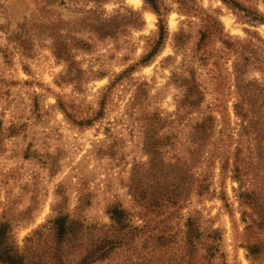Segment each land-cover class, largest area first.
Here are the masks:
<instances>
[{
  "label": "rangeland",
  "instance_id": "rangeland-1",
  "mask_svg": "<svg viewBox=\"0 0 264 264\" xmlns=\"http://www.w3.org/2000/svg\"><path fill=\"white\" fill-rule=\"evenodd\" d=\"M159 1L167 38L140 65L159 40L158 16L143 0H0V223H10L19 245L43 226L48 235L58 212L99 229L111 224L115 207L133 226L149 225L156 234L170 214L145 209L133 195L139 182L148 184V142L156 144L161 162L177 164L188 157L193 126L204 117L216 118L217 131L236 129L234 67L250 55L264 61V0H235L244 11L222 0ZM214 21L223 33L199 50ZM224 36L245 52L225 50ZM243 70L245 81L261 87L264 121V66ZM192 79L205 97L201 106L188 103ZM220 167L214 157L193 170L196 179L210 174L213 193H193L169 216L174 250L150 253L151 264L182 254L188 216L218 231L213 264H264V254L248 256L243 215L252 211ZM142 252H120L104 264H139Z\"/></svg>",
  "mask_w": 264,
  "mask_h": 264
},
{
  "label": "trees",
  "instance_id": "trees-1",
  "mask_svg": "<svg viewBox=\"0 0 264 264\" xmlns=\"http://www.w3.org/2000/svg\"><path fill=\"white\" fill-rule=\"evenodd\" d=\"M143 1L158 16L159 40L140 65L147 64L155 57L167 38L165 9L160 1ZM222 1L244 11L241 4L235 0ZM255 20L262 21L259 17H255ZM223 31L222 24L214 21L213 28L207 29L202 36L199 50L206 47L212 35L221 36ZM222 44L225 50L237 54L245 52V46L231 44L225 36L222 37ZM263 62L257 55H250L244 58L241 66L237 63L234 67V86L237 92L234 111L239 119L236 129L227 125L225 129L217 131L216 118L213 115L204 117L193 126L188 157L170 165L158 159L156 144L149 141L147 148L149 147L153 158L150 168L147 169L148 177L143 176L148 184L143 186L139 182V185L133 187L135 199L137 197L138 202L142 201L145 209L153 210L157 215L161 212L177 215L187 206L193 193L201 198L209 197L213 193L210 174L201 173L196 179L193 170L201 168L212 158H217L221 163L223 179L230 175L238 184L236 193L241 205L252 211L243 216L244 221L249 220L245 231L247 235H251L248 237L246 250L248 256L255 259L264 254V241L260 238L261 234H264V121L261 116V87L255 82L244 80L246 71L243 67L249 64L264 66ZM134 69L135 67H132L129 71ZM189 84L190 89L194 91L196 81L192 79ZM187 98L192 106H201L205 99L203 94L195 91ZM90 122L86 121L85 124ZM161 164V168L156 170ZM135 171L138 175L139 170ZM222 200L227 202L225 196H222ZM109 215L111 224L96 229L58 212L49 222L51 228L48 235L43 233L46 228L43 226L25 238L22 246L15 240L10 223H0V264H104L120 252L134 256L138 249L143 250L142 262L139 264H151L148 256L155 250L160 251L162 256L173 252L172 246L176 244L177 234H170V215L157 224L159 231L156 234V229H151L149 225L144 228L133 226L130 215L119 207L111 209ZM246 216H249V219H246ZM218 243V231L206 229L197 218L188 216L182 254L179 257L170 256L168 263L163 261V264H213L220 253ZM128 260L125 264H134L131 259Z\"/></svg>",
  "mask_w": 264,
  "mask_h": 264
}]
</instances>
